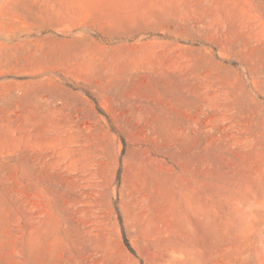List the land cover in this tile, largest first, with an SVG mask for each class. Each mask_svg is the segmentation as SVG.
<instances>
[{"label":"rangeland","instance_id":"1","mask_svg":"<svg viewBox=\"0 0 264 264\" xmlns=\"http://www.w3.org/2000/svg\"><path fill=\"white\" fill-rule=\"evenodd\" d=\"M0 264H264V0H0Z\"/></svg>","mask_w":264,"mask_h":264},{"label":"trees","instance_id":"2","mask_svg":"<svg viewBox=\"0 0 264 264\" xmlns=\"http://www.w3.org/2000/svg\"><path fill=\"white\" fill-rule=\"evenodd\" d=\"M125 243H126L127 246H129L126 240H125Z\"/></svg>","mask_w":264,"mask_h":264}]
</instances>
